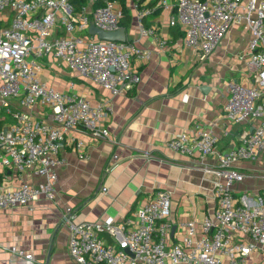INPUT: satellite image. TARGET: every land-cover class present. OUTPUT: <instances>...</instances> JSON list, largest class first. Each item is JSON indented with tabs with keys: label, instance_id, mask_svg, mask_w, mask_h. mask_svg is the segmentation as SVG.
<instances>
[{
	"label": "built area",
	"instance_id": "2783aa9c",
	"mask_svg": "<svg viewBox=\"0 0 264 264\" xmlns=\"http://www.w3.org/2000/svg\"><path fill=\"white\" fill-rule=\"evenodd\" d=\"M92 2L94 0H91ZM88 10L76 9L73 0H0V11L14 14L8 26L0 28V110L11 98L20 106L12 112L14 122L0 127V171L32 170L44 181L22 182L8 187L0 180V209L37 201L41 195L56 196L57 168L61 142L79 130L97 139L110 137L105 125L111 105L106 100L93 103L89 97L61 91L40 77L41 59L54 54L72 71L108 89L112 95L128 91L140 81L131 67L133 57L148 58L149 52L133 41L105 40L97 34H79L90 27L117 30L122 9L116 1ZM156 7L138 11L140 33L153 34L143 17ZM234 21L242 22L252 33L248 47V71L253 85L236 80L227 82L225 116L234 123H253L231 149L216 152L218 135L210 127L196 123L168 141L170 148L187 155L216 154L218 164L205 169L221 178L216 182L217 204L202 219L180 223L184 233L167 245L171 212L169 191L158 189L141 204L134 217L116 222L113 217L100 221H75L68 207L64 216L69 230V251L78 264H264V185L257 196L236 195V185L247 179L264 181V0H177V11L170 19L185 32L184 43L201 58L211 55ZM49 107L44 118H37V104ZM80 149L84 141L71 140ZM117 158V155L114 157ZM262 158L260 171L245 172L243 160ZM107 232L106 242L100 235ZM6 250L28 264L33 253L16 245Z\"/></svg>",
	"mask_w": 264,
	"mask_h": 264
},
{
	"label": "crops",
	"instance_id": "0c3cea01",
	"mask_svg": "<svg viewBox=\"0 0 264 264\" xmlns=\"http://www.w3.org/2000/svg\"><path fill=\"white\" fill-rule=\"evenodd\" d=\"M96 1L87 0V9H95ZM117 5L122 9L120 3ZM126 6L132 13L127 39L149 52L148 58L131 59L140 81L128 91L112 95L72 71L54 54L41 59L40 77L49 85L87 96L93 103L108 101L112 109L105 125L110 137L97 139L79 130L66 135L59 152L62 163L57 168L55 198L41 195L35 202L0 209V264H28L6 250L5 246L11 245L33 253L32 264H78L69 251V230L64 219L68 207L75 213V221L113 217L116 222H124L134 217L138 207L158 189L167 190L172 201L168 246L176 240V234L185 232L180 223L202 219L215 210V185L221 178L205 168L218 164L217 155L183 154L170 148L168 141L180 132L192 133L194 125L200 123L215 131L216 152H222L234 147L244 131L253 129V123H234L224 114L227 82L254 83L247 66L252 33L242 22L234 21L216 50L203 59L184 43V30L170 24L177 0L156 3L160 13L144 21L146 28L154 29L153 34H142L137 27V14L142 10L137 1L126 0ZM13 16L9 9L0 11V28L8 26ZM79 34L92 33L89 28ZM19 106V98H11L7 107L1 106L0 127L15 121L12 112ZM49 110L38 103L33 112L41 119ZM72 139L84 141V157ZM238 164L245 172L263 168L262 158ZM44 179L30 169L0 171V180L12 188ZM263 185V180L247 179L236 185V195L247 192L257 196ZM100 235L106 242L111 241L107 232Z\"/></svg>",
	"mask_w": 264,
	"mask_h": 264
},
{
	"label": "trees",
	"instance_id": "16d2710c",
	"mask_svg": "<svg viewBox=\"0 0 264 264\" xmlns=\"http://www.w3.org/2000/svg\"><path fill=\"white\" fill-rule=\"evenodd\" d=\"M113 1L120 3L122 6L123 17L120 19V24L124 26L125 28H129L132 23V13L126 6V0H113ZM135 1H137L139 8L143 9L145 7H155L156 3L159 0H147L146 3H144L146 0H135ZM86 2L87 0H73V3L75 4L76 9H80L83 5L86 4ZM95 3H96L95 8L105 5L104 0H97ZM160 11H161V7L155 8L154 11L150 12L149 14L143 17V22L145 21L147 17H153L159 14Z\"/></svg>",
	"mask_w": 264,
	"mask_h": 264
},
{
	"label": "water",
	"instance_id": "95a60500",
	"mask_svg": "<svg viewBox=\"0 0 264 264\" xmlns=\"http://www.w3.org/2000/svg\"><path fill=\"white\" fill-rule=\"evenodd\" d=\"M90 33L97 34L99 38L105 40H117L125 41L127 40V31L125 27H119L117 30L106 31L97 27H90ZM175 227H173V230Z\"/></svg>",
	"mask_w": 264,
	"mask_h": 264
}]
</instances>
